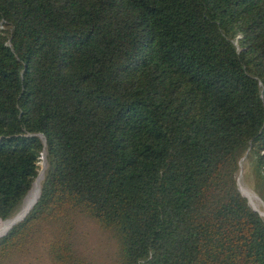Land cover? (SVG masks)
<instances>
[{
	"label": "trees",
	"instance_id": "obj_1",
	"mask_svg": "<svg viewBox=\"0 0 264 264\" xmlns=\"http://www.w3.org/2000/svg\"><path fill=\"white\" fill-rule=\"evenodd\" d=\"M247 153L264 0H0V264H264Z\"/></svg>",
	"mask_w": 264,
	"mask_h": 264
},
{
	"label": "bare ground",
	"instance_id": "obj_2",
	"mask_svg": "<svg viewBox=\"0 0 264 264\" xmlns=\"http://www.w3.org/2000/svg\"><path fill=\"white\" fill-rule=\"evenodd\" d=\"M244 162V161H243ZM243 164V163H242ZM245 165V164H244ZM239 166H240V163H239ZM241 172L240 171V175H241ZM42 174H43V170L40 172V175L37 177L34 185L32 186V189L29 191L28 193V197L25 198L26 199V202H25V205H24V209L22 212H20V214L15 217L13 220H9L10 222H8L7 225H5L4 227H1L0 228V236L9 228V226L16 220L22 218V216L31 208V206L33 205V203L35 202L36 198L38 197V194H39V190H40V185H41V180H42ZM245 186V185H244ZM241 188V187H240ZM240 190V189H239ZM247 194H245L243 191ZM241 193L246 197V199L248 200V203H252L253 205V209L258 212V214L261 215V217L264 219V209L261 205V203L259 202V200L256 198V196L252 193V191L249 189V188H243L240 190ZM248 196V197H247ZM250 199V200H249ZM251 203L249 205H251ZM251 205V206H252ZM1 222V221H0ZM7 222V221H6ZM2 223H5V222H2Z\"/></svg>",
	"mask_w": 264,
	"mask_h": 264
},
{
	"label": "rangeland",
	"instance_id": "obj_3",
	"mask_svg": "<svg viewBox=\"0 0 264 264\" xmlns=\"http://www.w3.org/2000/svg\"><path fill=\"white\" fill-rule=\"evenodd\" d=\"M244 156V155H243ZM250 156H248V153L243 157L241 158V161H240V166H239V172H238V186H239V189L241 190L242 187L244 188H249L252 193L256 196V198L259 200V202L261 203L263 209H264V202L262 201V199H260V197H258V195L255 193L254 191V183H253V180H252V170H251V165H250ZM244 161V162H243ZM42 162V161H41ZM40 162V163H41ZM243 163V164H242ZM245 164V165H244ZM41 167V166H40ZM45 168H46V165H45V161L43 159V162H42V168L40 169L39 168V174L38 176L40 175V172L43 170V174H42V180H41V183L43 181V178H44V172H45ZM240 171L241 172V175H240ZM245 185V186H244ZM241 187V188H240ZM245 193V192H244ZM246 194V193H245ZM247 195V194H246ZM28 197V196H27ZM26 197V198H27ZM248 197V196H247ZM249 198V197H248ZM250 200V199H249ZM25 202H26V199L24 200V202L21 203L20 207L18 208V210L16 211V213L14 214L13 217H17L20 212L23 211L24 209V205H25ZM251 203V202H250ZM252 205V203H251ZM253 207V205H252ZM12 217V219H13ZM5 224H0V228L1 227H4ZM101 242H103L104 240V237H101L100 238Z\"/></svg>",
	"mask_w": 264,
	"mask_h": 264
},
{
	"label": "water",
	"instance_id": "obj_4",
	"mask_svg": "<svg viewBox=\"0 0 264 264\" xmlns=\"http://www.w3.org/2000/svg\"><path fill=\"white\" fill-rule=\"evenodd\" d=\"M241 160V159H240ZM240 162V161H239ZM45 164H46V161H45ZM238 166H239V164H238ZM239 171V170H238ZM237 185H238V179H237ZM238 190H239V188H238ZM30 191V190H29ZM29 191H28V193H29ZM239 192L241 193V191L239 190ZM28 193L26 194V196L28 195ZM39 195H40V190H39V194H38V197H39ZM241 195L243 196V197H245L242 193H241ZM26 196L24 197V199H23V201L22 202H24V200H25V198H26ZM38 197L36 198V200H35V202L33 203V205L36 203V201H37V199H38ZM246 198V197H245ZM247 202H248V200H247ZM249 204V203H248ZM33 205L31 206V208L33 207ZM251 207V206H250ZM30 208V209H31ZM252 208V207H251ZM30 209L22 216V218H20V219H18V220H16V221H14L10 226H9V228L0 236V238L2 237V236H4L13 226H15L16 224H18V223H20L24 218H25V216L28 214V212L30 211ZM253 209V208H252ZM254 210V209H253ZM255 211V210H254ZM256 212V211H255ZM258 213V212H257ZM259 216L261 217V215L259 214ZM15 217H13V219H14ZM262 218V217H261ZM13 219H8V220H5V221H1V222H6V221H9V220H13Z\"/></svg>",
	"mask_w": 264,
	"mask_h": 264
}]
</instances>
